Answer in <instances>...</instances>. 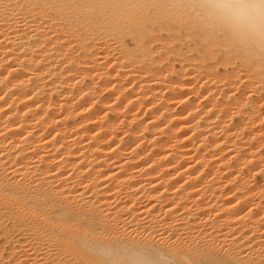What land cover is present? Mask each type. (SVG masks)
<instances>
[{"label": "bare ground", "instance_id": "6f19581e", "mask_svg": "<svg viewBox=\"0 0 264 264\" xmlns=\"http://www.w3.org/2000/svg\"><path fill=\"white\" fill-rule=\"evenodd\" d=\"M0 232V264H264V58L179 0H0Z\"/></svg>", "mask_w": 264, "mask_h": 264}, {"label": "clouds", "instance_id": "9594fccd", "mask_svg": "<svg viewBox=\"0 0 264 264\" xmlns=\"http://www.w3.org/2000/svg\"><path fill=\"white\" fill-rule=\"evenodd\" d=\"M179 10L254 58H264V0H179ZM105 264H157L137 250L102 256Z\"/></svg>", "mask_w": 264, "mask_h": 264}, {"label": "rangeland", "instance_id": "374dc122", "mask_svg": "<svg viewBox=\"0 0 264 264\" xmlns=\"http://www.w3.org/2000/svg\"><path fill=\"white\" fill-rule=\"evenodd\" d=\"M177 67H178V66H177ZM177 69H179V68H177ZM169 93H170V92H169L168 90L164 92L165 95H167V94L169 95ZM168 95H167V96H168ZM256 179H257V183L261 182V179H260V178H259V179L256 178ZM141 238L144 240V236H142ZM145 239H147V240L150 239V240H151V241H149L150 244H152V242H154V241H157V240H154V237H153V238H152V237H151V238H149V237H145ZM165 239H167V240H164V241H165V244H166V241H167L168 246L170 245V246H173V247H174V244H172V243H174L175 241H174V242H171V241H173L174 239H170V237H169V239H170L171 241H169V239L166 238V237H165ZM2 240H3V237H2L1 232H0V245H1ZM153 240H154V241H153ZM168 241H169L171 244H170ZM154 243H155V242H154ZM175 243H176V242H175ZM179 245H180L179 243H177V245H175V247H177L178 250H179V247H180ZM170 246H169V248H172V247H170ZM172 249H173V248H172ZM175 250H176V248H175Z\"/></svg>", "mask_w": 264, "mask_h": 264}]
</instances>
